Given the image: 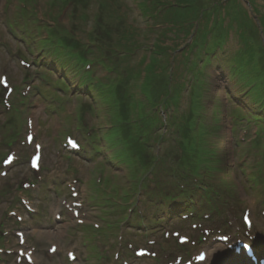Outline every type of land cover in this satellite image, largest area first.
<instances>
[{
    "label": "rangeland",
    "instance_id": "obj_1",
    "mask_svg": "<svg viewBox=\"0 0 264 264\" xmlns=\"http://www.w3.org/2000/svg\"><path fill=\"white\" fill-rule=\"evenodd\" d=\"M73 1L74 4L69 0H0V80L8 84L4 89L0 82V96L4 99H0V155H2L0 170L4 169L1 164L5 157L3 155H7L11 150H14L16 155L12 166L7 169L6 176L0 174V247L12 250L16 245L17 238L14 233L21 224H16L8 212L17 210L24 213L25 209L23 210L20 203V198L23 197L32 200L39 210L38 214L26 221L31 229V236L27 238V242L35 247L33 255L36 259L35 264H68L65 257L68 250H75L78 255L76 262L79 264H123L124 261L127 264H156L158 260L170 262L180 254L188 257L186 253L194 249L214 246V243H205L203 240V236L207 237V230L211 231V234L217 230L229 234L238 230L232 222L234 221L231 218L232 211L238 219L246 207L253 218L256 231L253 239L257 236L256 244L259 247L264 243V215L261 212L264 210L261 209L264 208V171L260 172L255 185L252 175L258 176L259 168L264 167V130L258 129L259 133L255 136L256 127L251 120L240 121L238 116L241 113L247 115L252 112V115L260 114L264 117V111H260L264 104L258 107L256 103L260 99L255 98L256 94L260 93L261 99H264V64L263 68L253 70L259 64L260 58L257 54L264 48V41L262 42L264 33L258 22V17L264 20V0H254L255 6L248 0H238L234 11L240 22H232V27H229L231 18L222 17L220 13V16L215 14L221 6L214 3L221 0H199L207 9L203 12L204 17L196 21L194 33L190 36L180 32L179 28L169 29L163 24L164 17L160 19L159 13L163 5L168 6L176 0H144V3L151 6L149 10L153 11L152 15L143 14L142 0ZM66 2L68 5L65 6ZM28 13L33 17H29ZM165 13L169 15L171 10H166ZM208 13L210 16L206 17ZM56 19L63 27L62 30L67 26L72 27L83 47L85 43L88 44L87 39L90 37V42L100 45L95 56L98 59L108 58L102 62H105L109 69L106 71L105 65L100 64L92 66L94 72L89 71L98 77L104 86H108L110 92L83 85L84 81L88 83L85 79L88 70L80 64L79 67L76 66L75 59L74 64L69 65L65 63L68 62L65 57L56 60L54 55L42 54L44 42L48 41L50 36L47 34L50 30L48 26L52 27L54 25L52 20ZM37 20L47 26L40 30V36L39 34L35 36L37 38L31 36L34 39L26 41L24 38L31 35L32 22ZM208 20L211 29L208 31L207 44L208 42L211 44L217 35L218 42H225L227 53L224 57L216 58L205 69V73L197 78L201 80L198 86L194 78L195 70H191L190 67L196 62L201 66L200 70L206 66L204 59L197 58L198 48L195 49V46L200 44ZM12 22L13 25H10ZM25 23L29 27L21 26ZM241 23L255 53L250 50L244 51V42L238 38ZM199 27L203 33H198ZM61 29L59 31H62ZM130 45L136 47L134 55L124 56L126 49H131V47L128 49ZM150 52L159 54L156 67L152 73L141 72V58ZM90 53L93 57L94 53L92 51ZM253 54L255 58L250 61L249 57ZM21 56L28 59L29 65L21 64ZM238 56H242L246 66L239 72H231L226 60L232 63ZM236 60L239 61V58ZM172 67L175 71L173 79L170 80ZM133 68L134 71L138 68L139 74L136 77ZM196 74L198 76V71ZM60 80H66L70 87L64 86ZM127 82L129 85H126ZM247 84L251 86L252 92L240 96ZM71 85L76 86L74 90ZM80 85L83 87H79ZM7 89L12 91L6 94ZM43 89L47 95L43 93ZM193 94L198 96L200 103L195 101ZM112 95L114 98L116 96L122 98L121 120L130 119L129 110L131 111L135 98L142 106L139 107L138 114L146 116V128L151 125L154 127L150 118L151 113H154V117L157 114L162 120L158 132H164V137L169 136L167 142L162 145L161 142L158 143L157 151L147 153L145 161L159 153L161 159L170 157V162L181 160L185 164L189 163V158L185 155L187 151L178 148L177 141L167 133L172 132L174 127L163 124L169 117V112L173 111L171 109L166 111L160 106L166 95L175 101L179 99L180 111L183 112L181 119L187 120L192 116L191 113L197 110L203 113L206 117L203 120L208 123L212 111H215V115L222 113L220 116L222 127L218 132V138L223 143L225 154L223 163L227 169H224V173L225 176H230L229 180L235 184L231 189L234 195L228 199L236 204H239V200L245 201L235 211L225 197L223 202L229 208L225 212L228 223L224 220L225 217H216L212 221H204L203 226H200L199 223L186 221L184 217L182 219L177 215H161V212L158 213L159 217L152 218L156 210L153 205L158 200L153 199L146 204L147 193L150 190L139 191L140 189L136 186L134 188L129 181L131 177L141 173L137 159L124 163L115 161L118 158L115 155L123 148L121 146L114 148L110 135L105 132L107 124L114 121L113 115L117 114ZM215 98L219 99L218 102ZM7 105H10L11 109ZM132 112V117L136 119L138 114ZM235 115L238 116L234 117ZM28 120L32 121V126L39 132L38 141H43L42 146H45L40 171H32L28 166V157L34 152L33 146L25 144L24 141L23 132ZM80 125L84 132L92 129L93 138L95 134L98 135L96 144L98 149L101 148L99 152L90 149L86 141L87 135L78 131ZM245 126L248 127L249 134L246 132L243 134L242 128ZM93 127L96 130L94 134ZM127 130L125 137L127 143L131 144L128 141L130 134ZM65 132L77 136L82 148L86 150L68 152L63 145ZM158 132L150 133V144L154 143L152 139L156 142L159 140ZM192 133L197 134L196 131ZM14 134V142L9 143L10 136L13 137ZM145 135L147 136V133ZM242 135L246 141L240 139ZM183 136L185 132L181 131L179 139ZM256 137L258 139L254 141ZM185 143L184 141L183 144ZM184 148L186 150V145ZM136 150L137 148L134 150L131 148L128 152L135 155ZM165 164L162 163L161 167L168 171L166 174H157L155 170L142 173L141 176L144 177L142 187L145 181L147 187H151L155 186V178L168 179L172 172ZM257 164L259 168L256 167ZM172 179L173 177L169 181ZM24 183L32 186L24 189L22 188ZM70 187L79 193L78 198L70 199L72 193ZM136 199L138 202L135 204ZM61 200L67 203L73 200L82 202L84 226L77 224L71 213L65 211ZM50 206L52 209L59 208L62 211L60 222L53 220L54 213L48 209ZM140 217H143L141 222L138 220ZM95 223H98L97 227L93 225ZM231 226L234 229H231ZM53 230H59L60 233L52 237L45 234L52 233ZM174 233L191 240L186 245H180ZM70 235L72 238H68ZM121 235L124 236L122 243ZM210 235L207 241L211 239ZM237 235L241 236L239 231ZM199 240H202L203 246L197 248L195 243H199ZM55 243L58 245V253L48 258L45 251ZM17 248L18 246L14 251ZM181 248L185 249L180 251ZM137 250L148 252L149 256L141 260L136 259L134 256ZM117 251H120V255L116 258L114 253ZM0 259V264H26L23 260L16 263V259L6 253H2Z\"/></svg>",
    "mask_w": 264,
    "mask_h": 264
},
{
    "label": "trees",
    "instance_id": "obj_2",
    "mask_svg": "<svg viewBox=\"0 0 264 264\" xmlns=\"http://www.w3.org/2000/svg\"><path fill=\"white\" fill-rule=\"evenodd\" d=\"M238 0H226L225 2L223 0H221L220 2H215L214 4L217 6H221V8H218V10L215 12V14L217 13V16H222V17H226L231 18V22L229 24V27H232L233 24L232 22H240V19L238 18V16H236L234 8L236 7V3ZM74 2V1H73ZM224 2V3H223ZM248 2L250 4L254 5V0H248ZM143 8L142 12L143 14H151L153 13L152 10H149V8L151 7L149 4L147 5L146 3H144V0H142V5ZM163 9L161 10V12L159 14L160 15V19L163 20L164 23L166 24L167 27L169 29L172 28H179L180 32H184L185 34H187V36H190L194 33V28H195V23L196 21L201 20L204 17V11L207 9L205 7H203L201 5V3L199 2V0H176L172 3H170L168 6L167 5H163ZM254 9V7H253ZM166 10H171V14L166 15L165 11ZM152 11V12H151ZM254 12L257 11L254 9ZM220 13V15H219ZM210 16L209 13L205 15ZM154 17V16H153ZM152 17V18H153ZM263 21L260 17H258V22H259V26L262 30V33H264V29H263ZM210 21L208 20L207 23V29L205 31H203L200 27L198 29V33H203L202 35V39L200 44L195 46V49L198 48V56L197 58L201 57V60L204 59L206 66L201 69V66H198L197 62L194 66H191L190 69L191 70H195V81H196V85L200 84L201 80L197 79L199 76H202L205 73V69L208 68L211 63L217 58H214V56H217V54L220 51H224L222 50L225 42L223 41H219L215 38L211 41V44H207V35H208V31H210V26H209ZM243 23V21H242ZM242 23L239 25V32H238V38L240 40H242L244 42V46H245V52H247L248 50H250V52H254L253 48H251L250 46V42L248 41V35L245 34V31L243 30L242 27ZM161 24V25H163ZM32 28V27H31ZM252 28L254 29V24L252 26ZM162 30L164 31V29L162 28ZM203 31V32H202ZM31 33L33 36V30L31 29ZM34 37V36H33ZM62 40H60L56 47H54V55L55 58H62L65 57V60L68 62V64H74V59L78 61H83L81 55L79 54V50L77 51L78 53L74 52H70L69 50H66L70 47H73L74 50V43L70 42L69 39L64 36L61 38ZM263 39H264V34H263ZM264 40H262L263 42ZM258 42V41H257ZM261 43V42H259ZM264 44V42H263ZM131 47L128 46V49ZM135 45H133V47H131L130 50L125 51L124 56L126 55H134L133 51H136L135 49ZM201 48V49H200ZM200 49V51H199ZM263 51V52H262ZM68 53L69 55H67L66 53ZM172 53V52H171ZM255 53V52H254ZM259 59V64L257 65V67L259 68H254L253 66L251 69L253 70H258L264 67H262V64H264V48H262V50H260L259 54H257ZM159 54L157 53H152L150 52L147 55H144L141 58L140 63L142 64V69L141 72L144 73H152L151 71L154 70V68L156 67V61L158 59ZM239 58V61H237L236 59ZM235 61H233L232 63L228 62L226 60V63L229 67V69L232 71H240L241 68L243 69L244 66V62L242 60V56H238ZM255 58V54L251 55L249 57L250 61H253ZM108 59V58H105ZM103 59V60H105ZM130 59V58H129ZM233 60V59H232ZM80 63V62H79ZM97 63H101V61H97ZM105 63V62H104ZM77 64V63H76ZM94 63V65H96ZM233 64V65H232ZM78 65V64H77ZM180 66H182V64H180ZM261 66V67H260ZM138 69V68H137ZM137 69L134 71L133 68V72H134V76L136 77L139 74V71H137ZM117 71V70H116ZM170 71H172L169 75H170V80H172L173 78V71H175L173 69V67L170 69ZM196 71H198V76L196 74ZM237 72V73H238ZM256 72V71H255ZM200 80V81H199ZM129 85V83L127 84ZM142 85V84H141ZM200 86V85H198ZM247 86H249L247 84ZM177 88V87H175ZM174 88V89H175ZM199 89V88H197ZM252 88H249L248 93H251ZM243 91V90H242ZM171 92V91H170ZM194 98L196 102L200 103V99L198 98V96L196 94H193ZM147 97V96H146ZM262 95L256 94L255 98H259L261 99ZM148 98V97H147ZM219 99L215 98V101L218 102ZM163 102L160 104L161 108H165L166 111L171 109L173 110L172 112H169V117H167L166 121L163 122V124L165 123V125L167 124L168 127H174L172 132L169 131L167 133H169V135L171 137H173L174 140H177V145L179 148L184 149V146L186 145V150L187 153L185 154L188 158H189V163L185 164L190 171L193 173L195 171V169L199 166H201V173H198V181H195L193 183H190L192 185V187H188L186 184L190 182V178L187 175H182L180 177H174L176 178V180H181L180 184L181 185H185V187H182L181 190L178 189L176 190L174 193H172L169 196V199L172 198H179L181 197V201L182 203H179L177 205V207L175 208V211H170L169 209H166L167 211H170V213H175V212H189L190 210L189 207L191 206V198H195L198 199H209L211 198V196L215 193L212 192L211 194V187L210 184H207V180L210 181V179H212L213 176V172L212 171H219L222 170V167H219L220 169H217L218 166H220V161H218V137H217V133L219 132L220 128H221V121H220V113L215 115V111H212L211 114L208 117V123H205V121L203 119H205L206 117L203 116L202 112H198L197 110L195 112L191 113V117L187 118V120L185 119H181L183 118V112L180 111V107H179V99L177 98V101L172 100L170 98L169 95H166V97H164V99L162 100ZM157 106V107H160ZM139 107H142L140 104H138L137 99L135 98V103L132 105L131 111L129 110V114L131 115V117H129V124L128 125H122L124 123H122L121 125H115L110 131H109V135H110V139H111V143L112 145H114V148L116 147H120L123 146L124 149L120 150L117 155L118 158L116 160H118L121 163L127 162L129 161H133V159H135L138 155V151L139 150H145L148 151L149 147L152 148V145L147 144L145 139H150V133L153 134L152 132H158L159 129L161 128V124H162V120L160 119V117L156 114V117H154V113L150 114V118L153 120V125L154 127L151 126H145V120H146V116L145 115H141L138 114V109H140ZM146 109H147V104L145 105ZM137 109V111H136ZM132 111H134V113L137 115V118L134 119L132 117ZM136 111V112H135ZM132 112V113H131ZM150 113V111H148ZM250 112V111H248ZM251 114V115H250ZM250 114L248 113L247 115L239 114L235 115L234 117L238 116V119L241 121L243 120H251V123H253L255 126H257V128H261L264 130V117H261L262 115L260 114H253L252 112H250ZM248 116V117H247ZM149 118V120H151ZM245 118V119H244ZM193 121V123H191ZM142 122V123H141ZM203 126V129L201 130V127ZM127 130V132L130 134V136L128 137V141L131 142V144L127 143L126 137H125V131ZM185 130V131H184ZM188 130V131H187ZM181 131L184 133L185 132V136H183V138L179 139V135L181 134ZM191 131V132H190ZM196 131L197 134L194 135L192 132ZM145 133H147V136L145 135ZM159 140L157 142H163L165 140H167V137H164V132H158ZM190 134V135H189ZM184 135V134H183ZM187 135V136H186ZM180 140V141H179ZM154 142H156L155 140H153ZM184 141L186 142L185 144ZM192 142H194V145H192ZM133 149L137 148V150L135 151V155H132V152L129 153L128 150L129 149ZM134 165V163L132 164ZM141 168H144V166H142L143 164H140ZM154 165V164H153ZM152 165V166H153ZM151 165H148L147 168H149ZM151 168V167H150ZM148 171V169H147ZM212 172V173H211ZM157 183V186H162L163 182L157 181L155 180ZM198 182V183H197ZM188 191H190V193H188ZM170 194V193H169ZM211 194V195H210ZM210 195L209 197L205 198L206 196ZM165 200H168V196L165 197ZM208 200L205 202L207 203ZM177 203H174L173 205H176ZM165 206H167V202L166 204L163 206L162 205V209L163 211L165 210ZM167 208V207H166ZM165 210V211H166ZM192 212V210H191Z\"/></svg>",
    "mask_w": 264,
    "mask_h": 264
},
{
    "label": "bare ground",
    "instance_id": "obj_3",
    "mask_svg": "<svg viewBox=\"0 0 264 264\" xmlns=\"http://www.w3.org/2000/svg\"><path fill=\"white\" fill-rule=\"evenodd\" d=\"M60 231L59 230H53V232H46L45 234L48 236V237H52V236H55L56 234H59ZM211 253H216L215 255H221V253H226L228 254L229 252L228 251H225L223 248H218V249H213V252H212V249H211ZM231 261V260H229ZM215 264H219V262H215Z\"/></svg>",
    "mask_w": 264,
    "mask_h": 264
},
{
    "label": "snow or ice",
    "instance_id": "obj_4",
    "mask_svg": "<svg viewBox=\"0 0 264 264\" xmlns=\"http://www.w3.org/2000/svg\"><path fill=\"white\" fill-rule=\"evenodd\" d=\"M0 82H3V80H0ZM29 139L31 140V137H29ZM69 143L73 144V146H75V144H76V142L73 141V140H69ZM37 147H39V145H37ZM10 160H11V157H9V159H8L7 161H5V163H8ZM32 163H33V166L35 167V163H36V161H35V157L32 158ZM73 195H76V193L73 192ZM244 219H245V221L247 222V220H248L247 215H245ZM225 239H227V238L225 237ZM53 250H54V249H53ZM69 256L72 257V254L69 253ZM73 258H74V257H73Z\"/></svg>",
    "mask_w": 264,
    "mask_h": 264
}]
</instances>
